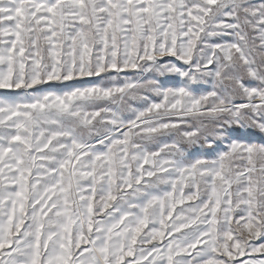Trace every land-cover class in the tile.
<instances>
[{
    "label": "snow or ice",
    "instance_id": "6c2138e0",
    "mask_svg": "<svg viewBox=\"0 0 264 264\" xmlns=\"http://www.w3.org/2000/svg\"><path fill=\"white\" fill-rule=\"evenodd\" d=\"M0 264H264V0H0Z\"/></svg>",
    "mask_w": 264,
    "mask_h": 264
},
{
    "label": "rangeland",
    "instance_id": "374dc122",
    "mask_svg": "<svg viewBox=\"0 0 264 264\" xmlns=\"http://www.w3.org/2000/svg\"><path fill=\"white\" fill-rule=\"evenodd\" d=\"M257 142H259V140ZM241 259H243V258H241Z\"/></svg>",
    "mask_w": 264,
    "mask_h": 264
}]
</instances>
